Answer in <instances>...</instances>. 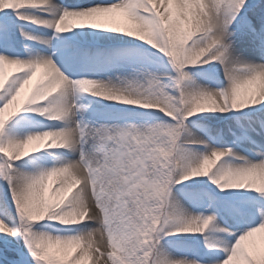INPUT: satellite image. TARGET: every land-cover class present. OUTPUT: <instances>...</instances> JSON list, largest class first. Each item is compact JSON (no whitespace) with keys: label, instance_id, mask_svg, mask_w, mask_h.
<instances>
[{"label":"snow or ice","instance_id":"snow-or-ice-1","mask_svg":"<svg viewBox=\"0 0 264 264\" xmlns=\"http://www.w3.org/2000/svg\"><path fill=\"white\" fill-rule=\"evenodd\" d=\"M0 264H264V0H0Z\"/></svg>","mask_w":264,"mask_h":264}]
</instances>
